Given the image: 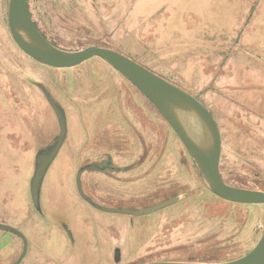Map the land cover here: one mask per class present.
<instances>
[{
    "label": "rangeland",
    "instance_id": "374dc122",
    "mask_svg": "<svg viewBox=\"0 0 264 264\" xmlns=\"http://www.w3.org/2000/svg\"><path fill=\"white\" fill-rule=\"evenodd\" d=\"M8 1L0 0V73L12 87V94L0 87V224L31 240L22 264H116L115 249L120 264L225 263L254 249L264 232V205L214 195L164 117L103 60L53 69L26 56L10 34ZM28 3L52 45L117 51L195 96L221 133L223 181L264 192V0ZM38 86L52 93L68 121L66 142L42 187L43 217L33 209L30 182L37 152L51 145L59 126ZM107 154L129 168L134 184L151 181L155 194L143 208L179 202L134 219L90 208L78 196L76 175ZM117 178L90 172L82 181L99 199L144 197ZM22 250L18 237L0 231V264H14Z\"/></svg>",
    "mask_w": 264,
    "mask_h": 264
},
{
    "label": "water",
    "instance_id": "95a60500",
    "mask_svg": "<svg viewBox=\"0 0 264 264\" xmlns=\"http://www.w3.org/2000/svg\"><path fill=\"white\" fill-rule=\"evenodd\" d=\"M7 21L15 44L26 56L43 66L53 69H72L93 58H99L106 62L148 99L164 117L187 149L203 180L214 195L233 204L264 205V192L233 187L223 181L220 173L221 133L210 111L195 96L117 51L91 46L70 52L52 45L37 28L30 12L28 0H9ZM41 90L57 118L60 133L52 145L36 154L34 173L30 182V196L33 208L40 214H42L41 193L44 181L64 146L68 131L67 116L64 109L45 89L41 88ZM190 120H194L201 127L191 125ZM101 168L103 166H85L79 170L76 179L79 195L101 212L142 217L155 214L177 202L176 200L168 201L147 210L102 208L85 196L81 182L82 175L86 171H102ZM113 171L118 172L114 169ZM65 229L67 230L66 227ZM0 231L14 235L22 241V253L14 263L22 264L29 250L26 236L20 230L5 224H0ZM67 233L72 238L68 230ZM114 260L116 264H120L121 252L119 249L115 252ZM146 264H264V232L254 249L234 261L225 263L154 262Z\"/></svg>",
    "mask_w": 264,
    "mask_h": 264
},
{
    "label": "flooded vegetation",
    "instance_id": "af4514ba",
    "mask_svg": "<svg viewBox=\"0 0 264 264\" xmlns=\"http://www.w3.org/2000/svg\"><path fill=\"white\" fill-rule=\"evenodd\" d=\"M19 48V47H18ZM36 62V61H35ZM39 64V63H38ZM41 65V64H40ZM4 80H6V82L8 81L9 83H7L6 84V82L4 81ZM10 80H11V78H10ZM10 80H9V78L7 79V78H5V76H3L1 73H0V87H1V84L3 83V84H5V85H7V87H8V89H9V92H10V94H12V87H11V85H10ZM126 80V79H125ZM39 87V90L41 91V93H42V95H43V97H44V99H45V96H44V94H43V92H42V90H41V88H43V89H45L51 96H52V98L55 100V97L52 95V93L50 92V91H48L46 88H44L43 86H38ZM45 101H46V99H45ZM56 101V100H55ZM47 102V101H46ZM57 102V101H56ZM58 103V102H57ZM47 104H48V102H47ZM59 104V103H58ZM49 105V104H48ZM60 105V104H59ZM61 106V105H60ZM50 107V106H49ZM62 107V106H61ZM51 108V107H50ZM63 108V107H62ZM64 109V108H63ZM52 110V109H51ZM53 111V110H52ZM65 111V110H64ZM54 113V112H53ZM65 113H66V111H65ZM55 115V114H54ZM66 116H67V114H66ZM56 117V116H55ZM57 119V118H56ZM58 126H59V124H58ZM67 126H68V121H67ZM127 127L128 128H130V126L129 125H127ZM41 132H43V131H41ZM59 133H60V129H59ZM59 136V135H58ZM57 136V137H58ZM67 136H68V131H67ZM56 137V138H57ZM56 138H54V140L56 139ZM67 139V138H66ZM54 140L52 141V143H51V145L53 144V142H54ZM66 142V141H65ZM65 144V143H64ZM126 145L128 146V145H131V143H127V141H126ZM133 146V145H132ZM131 146V147H132ZM47 147H49V146H47ZM47 147H44L43 149H45V148H47ZM60 153H61V151H60ZM60 153H59V155H60ZM59 155H58V157H59ZM57 157V158H58ZM57 158H56V160H57ZM55 160V161H56ZM55 163V162H54ZM88 165H95V166H98V167H102L103 166V168H101L102 169V171H86L84 174H86V173H94V174H98V175H100V176H102V177H107V178H117V181H119L120 182V185H128L129 183L130 184H132V185H135V186H138L137 188L139 189V190H142V195L144 196V197H142V198H140V200H137V199H133V200H130V199H128V200H125L126 198H124V199H120V198H118L117 200H115L114 198H113V195L111 196L112 197V199L110 200V199H105V198H102V199H99L98 197H96L94 194H92V192L88 189V185H86V183H83V181H82V178H83V176H84V174L82 175V178H81V182H82V189H83V192H84V194H85V196L90 200V201H92L94 204H96V205H98V206H100V207H102V208H107V209H119V210H147V209H150V208H153V207H155V206H157V205H155V206H153V207H149V208H143V206H145V205H147L146 204V201H150V200H152V195L151 194H155V191H154V193H153V191H151V188H152V184H151V181H149V184L151 185V186H148V187H144V186H140L139 184H134V182H135V177H134V175L131 173H128V171H129V168L128 167H126V166H118L116 163H115V159H114V156L112 155V154H107L106 155V158L102 161V162H94V163H90V164H86V165H84L83 167H85V166H88ZM83 167H81L80 169H82ZM79 169V170H80ZM113 169L114 170H118V172H115V171H113ZM137 169H139V166H136V165H134V167H133V171L134 172H136V171H138ZM79 172V171H78ZM78 172H77V174H78ZM122 176H124L123 178H122ZM125 178H134V180L133 181H127V180H125ZM76 179H77V175H76ZM76 179H75V187H76V190H77V183H76ZM133 187V186H132ZM121 188H122V186L119 188H117L119 191H122L121 190ZM145 188H148V189H145ZM146 191V192H145ZM77 193H78V190H77ZM78 196L80 197V199L86 204V205H88L90 208H92V209H94L95 211H99V210H97V209H95L92 205H90L88 202H86L80 195H79V193H78ZM134 195H132L131 197H133ZM129 197V196H128ZM127 197V198H128ZM132 199V198H131ZM125 200V201H124ZM172 200H176L177 202L176 203H178L179 202V200H180V198H174V199H170V200H168V201H172ZM168 201H165V202H168ZM165 202H162V203H165ZM135 203H136V205H135ZM162 203H160V204H162ZM175 203V204H176ZM175 204H173V205H175ZM159 205V204H158ZM172 205V206H173ZM34 209V208H33ZM34 211L40 216V217H43L42 215L43 214H40V213H38L35 209H34ZM162 211V210H161ZM99 212H101V211H99ZM104 213V212H103ZM107 214H109V213H107ZM110 215H116V216H122V217H128V218H132V219H134V218H141V217H138V216H130V215H120V214H110ZM152 215V214H151ZM149 216V215H148ZM142 217H147V216H142ZM131 221V223H134V221L133 220H130ZM27 238V240H28V247L30 246V242H31V240H29L28 239V237H26ZM73 243V242H72ZM23 244V243H22ZM116 250L117 249H115V251H114V256H115V252H116ZM28 252H29V250H28ZM121 252V251H120Z\"/></svg>",
    "mask_w": 264,
    "mask_h": 264
},
{
    "label": "crops",
    "instance_id": "0c3cea01",
    "mask_svg": "<svg viewBox=\"0 0 264 264\" xmlns=\"http://www.w3.org/2000/svg\"><path fill=\"white\" fill-rule=\"evenodd\" d=\"M53 253H48V255H46L48 258H50L51 260L53 259V255H52ZM40 256H42V255H40ZM43 257V256H42ZM54 259H56V257L54 258ZM53 259V260H54ZM41 261H43L44 260V262H45V258H42V259H40Z\"/></svg>",
    "mask_w": 264,
    "mask_h": 264
},
{
    "label": "bare ground",
    "instance_id": "6f19581e",
    "mask_svg": "<svg viewBox=\"0 0 264 264\" xmlns=\"http://www.w3.org/2000/svg\"><path fill=\"white\" fill-rule=\"evenodd\" d=\"M190 124H191V125L193 124L195 127H197V126H198L199 128L201 127V126H200L198 123H196L194 120H190ZM167 208H168V207H167ZM42 214H43V211H42Z\"/></svg>",
    "mask_w": 264,
    "mask_h": 264
}]
</instances>
